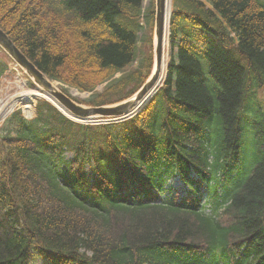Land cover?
Segmentation results:
<instances>
[{
  "label": "trees",
  "instance_id": "obj_1",
  "mask_svg": "<svg viewBox=\"0 0 264 264\" xmlns=\"http://www.w3.org/2000/svg\"><path fill=\"white\" fill-rule=\"evenodd\" d=\"M143 1L0 0V29L76 101L112 105L152 69ZM168 44L129 119L39 99L0 123V264H264V0H171ZM11 64L0 49V88Z\"/></svg>",
  "mask_w": 264,
  "mask_h": 264
},
{
  "label": "water",
  "instance_id": "obj_2",
  "mask_svg": "<svg viewBox=\"0 0 264 264\" xmlns=\"http://www.w3.org/2000/svg\"><path fill=\"white\" fill-rule=\"evenodd\" d=\"M165 2L166 0H155V23H154V42H153V68L152 71L141 86V88L130 98L118 103L107 106H86L73 99L72 91L68 94L62 92L54 81L49 80L41 73L12 43L7 35L0 29V48L12 59L33 81L36 88L46 93L42 97L54 104L63 114L76 121H89L92 119L105 118L113 120H124L141 110L147 104L151 97L156 93L157 86L161 79L159 78L160 64L162 57V41L165 22ZM75 90V89H74ZM76 91V90H75ZM84 93V96H89ZM82 99V97H79ZM29 100H23V104H28ZM29 104H34L30 102Z\"/></svg>",
  "mask_w": 264,
  "mask_h": 264
},
{
  "label": "rangeland",
  "instance_id": "obj_3",
  "mask_svg": "<svg viewBox=\"0 0 264 264\" xmlns=\"http://www.w3.org/2000/svg\"><path fill=\"white\" fill-rule=\"evenodd\" d=\"M151 0H144L143 1V7L144 9L150 4ZM138 46L141 49V52H139L138 57H137V61L135 63H133L128 69L133 70L136 68H139L141 65V60L147 58L148 56V52L149 49L146 45V43L143 42V38H141L138 42ZM151 52H152V58H153V42H152V47H151ZM168 52L170 53V48L168 47ZM169 57V56H168ZM167 62V59H166ZM166 66V65H165ZM13 70H11L10 72L7 73V75L2 79L1 82V90H0V101L5 102L6 104L12 102V99L19 93V89L17 88L16 85L19 86H24L23 89L27 90V89H34L35 87L32 84V80L26 76V74L22 71L19 70L17 67L12 66ZM165 75V69L163 71V76ZM119 76V75H117ZM22 88V87H20ZM58 88L62 91H64L66 94H68L69 92L73 91L74 89L66 87V86H58ZM102 87H98V89L100 90ZM78 92V95H73V98H79L82 97V99H86L88 98V96H84V92H79L78 90H76ZM258 97L260 102L262 103V106L264 107V94L263 92H261L259 90L258 92ZM81 99V98H79ZM14 108H20L22 113L26 116V117H30L33 114V107L30 105H24L20 102H16ZM8 111V110H7ZM4 119V117L0 116V122ZM66 157H69V155H67ZM169 183L174 187L175 190L179 191L180 193L183 192L182 190V183L177 179V178H172ZM33 264H44V262L42 260L37 259L36 261L33 262Z\"/></svg>",
  "mask_w": 264,
  "mask_h": 264
},
{
  "label": "bare ground",
  "instance_id": "obj_4",
  "mask_svg": "<svg viewBox=\"0 0 264 264\" xmlns=\"http://www.w3.org/2000/svg\"><path fill=\"white\" fill-rule=\"evenodd\" d=\"M144 5V4H143ZM170 8H171V0H166L165 2V22H164V32H163V41H162V57H161V64H160V73L159 78L161 79L163 75V71L165 69L166 65V59L168 60L169 52H168V19L170 14ZM58 87L57 84H54ZM17 88L20 90L19 93L12 99V102L6 104L3 101H0V116H3L5 113H7V110L12 107L13 104H16V102H22L23 100H29L30 102L34 101L35 98H39L42 96H46V93L41 92L40 90H34V89H23L24 86L16 85ZM22 87V88H20ZM73 95H78V92L73 90ZM29 102V103H30ZM29 105V104H27Z\"/></svg>",
  "mask_w": 264,
  "mask_h": 264
}]
</instances>
